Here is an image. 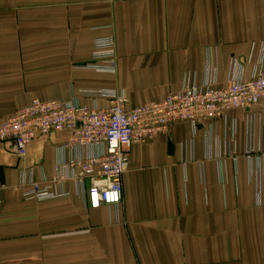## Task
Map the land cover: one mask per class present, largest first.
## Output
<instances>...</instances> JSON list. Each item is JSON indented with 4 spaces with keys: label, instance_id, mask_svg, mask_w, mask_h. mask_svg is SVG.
<instances>
[{
    "label": "crops",
    "instance_id": "obj_1",
    "mask_svg": "<svg viewBox=\"0 0 264 264\" xmlns=\"http://www.w3.org/2000/svg\"><path fill=\"white\" fill-rule=\"evenodd\" d=\"M103 37L114 72L88 66ZM260 57L264 0H0V123L34 98L105 109L94 93L121 91L132 109L186 75L224 86ZM229 117L132 144L121 201L97 209L52 180L55 164L100 147L64 150L66 131L36 136L22 157L0 142V264H264V99ZM28 181L67 194L26 199Z\"/></svg>",
    "mask_w": 264,
    "mask_h": 264
},
{
    "label": "built area",
    "instance_id": "obj_2",
    "mask_svg": "<svg viewBox=\"0 0 264 264\" xmlns=\"http://www.w3.org/2000/svg\"><path fill=\"white\" fill-rule=\"evenodd\" d=\"M112 37L95 40L94 59L88 66L100 71H116V54ZM234 65V62H233ZM234 70V68H233ZM250 77L235 76L232 72L224 86L196 83L188 76L182 79L179 91L158 101H150L127 109L123 92L97 91L107 97L110 105L105 109L91 108L75 101L61 99H32L14 109L0 123V142L11 143L13 153L24 156L27 146L36 136L66 131L69 136L62 145L64 150L80 151L100 147L95 153H74L65 161L55 164L53 182L72 181L85 197L90 209L117 206L121 201L122 175L129 163V150L134 143H148L158 133H165L179 121L192 127L206 120L230 121L234 109H248L264 99V60L255 63ZM264 156L258 157V162ZM250 161V153L247 154ZM260 163L249 174L258 181ZM253 174V175H252ZM21 195L41 200L67 194L28 181L18 186Z\"/></svg>",
    "mask_w": 264,
    "mask_h": 264
}]
</instances>
